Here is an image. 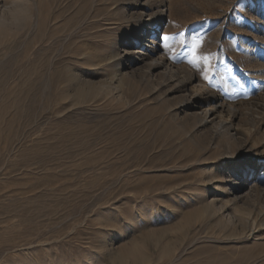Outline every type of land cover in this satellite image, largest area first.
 <instances>
[{
  "label": "rangeland",
  "instance_id": "rangeland-1",
  "mask_svg": "<svg viewBox=\"0 0 264 264\" xmlns=\"http://www.w3.org/2000/svg\"><path fill=\"white\" fill-rule=\"evenodd\" d=\"M0 19V264H264V0Z\"/></svg>",
  "mask_w": 264,
  "mask_h": 264
},
{
  "label": "bare ground",
  "instance_id": "bare-ground-1",
  "mask_svg": "<svg viewBox=\"0 0 264 264\" xmlns=\"http://www.w3.org/2000/svg\"><path fill=\"white\" fill-rule=\"evenodd\" d=\"M13 12H15V11H13ZM16 14H17V12H16ZM16 14H14V15H16ZM13 16V15H12ZM18 16V15H17ZM14 17V16H13ZM15 18H16V16H15ZM1 20V19H0ZM148 23H150V22H148ZM147 25L148 24H143L142 25V27H141V34H144V35H147L146 33H147V31H148V27H147ZM151 32H154V29H152L151 28V30H150V32L149 33H151ZM148 33V34H149ZM161 43V42H160ZM133 44H135V43H131V45H133ZM157 44V43H156ZM157 46H159V45H157ZM133 47H134V45H133ZM138 47V46H137ZM160 48V47H159ZM155 49L156 48H152L151 49V51H155ZM150 52V51H149ZM156 52V51H155ZM128 53V52H127ZM146 53H148L147 51L146 52H144V54H146ZM147 55V54H146ZM137 56V55H136ZM139 57V56H138ZM161 57V56H160ZM152 59H153V61H152V63L154 64L153 65V67L154 66H162V65H164V62H163V60L161 59V58H159L158 56H157V54L156 53H153L152 54ZM152 68V67H151ZM102 89H103V87H102ZM113 89V88H112ZM104 92V91H103ZM81 94V93H80ZM82 95V94H81ZM211 107H209V109H210ZM212 109V108H211ZM208 111V110H207ZM206 111V112H207ZM207 113H209V112H207ZM201 121L202 122H205L206 121V119H205V116L203 117V118H201ZM217 205V204H216ZM220 207V206H219ZM220 211V210H219ZM231 216V215H230ZM234 216V215H233ZM230 218V217H229ZM258 218V217H257ZM263 218V217H262ZM226 219V218H225ZM228 219V218H227ZM231 219H232V216H231ZM240 219H242V218H240ZM230 220V219H229ZM232 220H234V219H232ZM239 220V219H238ZM231 221V220H230ZM260 221V220H259ZM234 222H235V220H234ZM238 222V221H237ZM243 222V221H242ZM239 223V222H238ZM233 224V223H232ZM235 225H236V223H235ZM243 225V224H242ZM238 226V225H237ZM250 231V230H249ZM253 231V230H252ZM249 234V233H248Z\"/></svg>",
  "mask_w": 264,
  "mask_h": 264
},
{
  "label": "snow or ice",
  "instance_id": "snow-or-ice-1",
  "mask_svg": "<svg viewBox=\"0 0 264 264\" xmlns=\"http://www.w3.org/2000/svg\"><path fill=\"white\" fill-rule=\"evenodd\" d=\"M194 48H195V46H194ZM189 63H193V61H189ZM204 79H205V80H208L209 77H208L207 75H205V76H204Z\"/></svg>",
  "mask_w": 264,
  "mask_h": 264
}]
</instances>
